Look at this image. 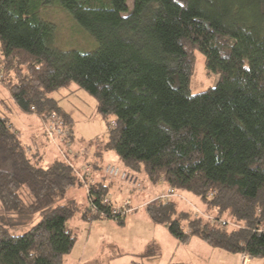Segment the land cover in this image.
<instances>
[{
	"label": "trees",
	"instance_id": "trees-1",
	"mask_svg": "<svg viewBox=\"0 0 264 264\" xmlns=\"http://www.w3.org/2000/svg\"><path fill=\"white\" fill-rule=\"evenodd\" d=\"M44 1L0 0V83L21 112L46 121L54 113L72 138L70 114L49 94L75 83L106 122L105 142L88 145L96 157L112 150L128 172L198 195L215 217L152 200L143 204L152 222L182 244L198 237L229 254L264 258V0H132L130 11L126 0H58L94 37L90 52L51 45L53 26L37 14ZM194 50L216 79L193 93ZM38 163L0 114V264H63L75 244L67 220L76 212L120 224L132 210L113 215L102 182L87 184L85 208L71 198L57 204L82 182L59 157ZM35 213L38 221L21 234L3 218ZM218 218L240 226L227 230Z\"/></svg>",
	"mask_w": 264,
	"mask_h": 264
},
{
	"label": "rangeland",
	"instance_id": "rangeland-1",
	"mask_svg": "<svg viewBox=\"0 0 264 264\" xmlns=\"http://www.w3.org/2000/svg\"><path fill=\"white\" fill-rule=\"evenodd\" d=\"M127 10L130 11L132 6V0H126ZM126 12H122V14H126ZM38 16L42 20H46L50 24H52V46L56 49L68 51V50H77L90 52L97 48V43L88 31L75 20L73 15L66 10L58 0H48L42 3L38 10ZM121 14V15H122ZM203 55L201 52L194 50V66L192 70V74L189 79V90L190 92H199L203 89L211 87L214 84L216 79L215 75H210L206 72L205 62L203 61ZM49 96H51L55 101H57V106L61 107L63 110L67 111L72 118V133L73 136L71 138L68 127H65L67 130L68 136L67 138H57L55 135L48 138V135L45 132L44 127L47 124L46 120H42L40 116L35 113H22L18 108L17 104L13 102L11 96L5 86L0 83V114L7 115L11 124L15 126V128L19 131L20 138L25 146V151L27 155L31 153H36L38 156V161L40 165L46 166L51 163V160L55 157H59L67 162L70 166H72L73 172L76 171L83 173L86 167H89L91 162H93V147L88 146L89 142L101 141L105 142L107 137L106 131V122L99 116L96 110V99L91 96L86 90L80 89L76 86L75 83L70 82L68 85L64 87H59L58 89L50 92ZM62 124H64L62 122ZM38 136L40 138V143H37V139L31 138V136ZM36 140V142H35ZM39 140V139H38ZM79 140V142H78ZM40 146L39 148L37 146ZM85 155H83V154ZM83 157V158H82ZM77 159H80L82 163L80 164ZM97 165L102 166L107 161L113 164H120V160L116 153L112 150H106L103 152V157L95 158ZM125 171L128 172L125 168L121 167ZM81 173V174H82ZM130 174H135L133 172H128ZM139 174V173H137ZM84 176V175H83ZM135 177V175H133ZM107 177V176H106ZM143 174L138 176V179L143 186ZM111 179V178H110ZM83 181L85 183L90 182L85 176L83 177ZM161 183V182H158ZM147 187H150L149 184L145 183ZM122 188V195L126 198L132 199V205H136V203H141L142 198L147 199V194L143 192L141 198H133L134 190L129 189L128 185ZM83 187V184H82ZM128 187V189H127ZM167 189H173L176 193H178L179 199H176L177 205L182 208H189L188 205L184 203H191L195 207H198L201 211L205 212L203 209V204L198 195H194L190 192H182L178 191L175 188H171L167 186ZM134 188V186H133ZM144 190V189H143ZM158 191L157 189H155ZM164 191V190H162ZM77 192H81L79 187L74 186L68 189L65 193L64 198L57 200L55 203L62 204L65 198L75 197ZM86 192V191H85ZM159 193V192H158ZM157 193V194H158ZM162 193V192H160ZM131 195V196H129ZM156 195V194H155ZM184 198V199H183ZM139 199V200H136ZM79 200V198H78ZM175 200V199H174ZM173 200V201H174ZM79 202V201H78ZM121 203V202H120ZM119 205V204H116ZM191 213L193 210L190 211ZM79 212H76L69 220L74 224V219ZM1 214V208H0ZM193 214V213H192ZM206 215H210L211 218L215 219L214 215L211 213H205ZM203 219H206L203 216H200ZM5 218V224L9 228V231L13 234H21L23 231L27 230L32 224L36 223L39 219V215L37 213L33 214L30 218L21 216L17 217L14 214H10L9 217ZM74 218V219H73ZM210 218V219H211ZM131 219V220H130ZM225 219L229 225H227V230L230 228H237L236 226H240L235 223L231 219ZM68 220V221H69ZM110 227H107L105 232V238L103 242H123L124 247L121 246V256L120 259H116L114 261L111 260L110 263L106 264H130V260L138 261L137 257L133 255H137L139 249L141 248L140 240L142 237L149 238L152 236V232L154 231V241H151V244H158L159 247H162L163 254L161 258L157 257L153 261H150L149 264H161V260L167 256H173L172 258H176L177 254H181L183 247H179L180 249L176 250V245L178 244V240L172 237L164 228L165 226L161 224H157L151 221V219L147 216L144 208H141L137 211L131 212L130 214L125 215V219H123V223H117V221L109 218ZM125 220L127 222L125 223ZM207 220V219H206ZM209 220V219H208ZM94 221V220H93ZM140 225L141 231L137 229V225ZM234 224L236 226H233ZM155 226V227H153ZM156 228V229H154ZM78 239V238H77ZM197 240V238H193ZM201 244H205L203 241ZM129 243L131 246L135 247V251L132 247H129ZM76 248L77 244L75 243ZM207 246V245H206ZM208 247V246H207ZM132 248V249H131ZM146 248V247H145ZM211 248L212 247H208ZM142 249V248H141ZM214 249V248H213ZM216 249V248H215ZM195 250V249H193ZM221 250V249H220ZM144 251V249H143ZM219 251V249L217 250ZM143 253V252H142ZM205 255V254H203ZM241 257V256H240ZM242 258V257H241ZM240 258V260H241ZM114 259V258H113ZM186 259V258H185ZM208 263H215V258L212 256L206 259ZM251 259L247 261L246 264L249 263ZM254 261V260H253ZM252 261V263H253ZM240 263V261H239ZM238 263V264H239Z\"/></svg>",
	"mask_w": 264,
	"mask_h": 264
},
{
	"label": "crops",
	"instance_id": "crops-1",
	"mask_svg": "<svg viewBox=\"0 0 264 264\" xmlns=\"http://www.w3.org/2000/svg\"><path fill=\"white\" fill-rule=\"evenodd\" d=\"M31 138L37 139V143L38 144L40 143L41 139L38 138V136L36 135L31 136ZM37 147L39 148L40 146L38 145ZM100 154L101 155L99 157L100 158L103 157V152H101ZM99 157H96L93 154L94 160L93 162H91L89 167L85 168V171H83V175L85 176V178H87L92 183L102 182L105 186H108L106 197H108L112 203L119 204L123 200H129V203L132 205V202H131L132 199L126 198L125 196L121 194L123 191L122 188L125 187L123 185H128L129 187V189L127 187L128 190L130 189L134 190V193H132L134 195L133 196L129 195L133 198L135 197L141 198V195L143 194V192L147 194V199L142 198L143 200H141V203H136V204H140V206L132 209L130 213L143 208L144 203L151 201L152 198L155 197L158 192L160 193L162 192V190H166L168 188L167 185L164 184L163 182L156 183L155 185L149 184L144 180V178H143L144 184L142 186L138 179V176L140 174H133L135 175L136 183L138 184V186L134 185V188L131 184H128L126 182L115 180L112 178L110 179L108 176L106 177V175H104V172H103L104 167L109 162L107 161L104 165L99 166L97 165L96 160H95V158L97 159ZM77 161H79L80 164L82 163L80 159H77ZM109 164H113V163H109ZM114 165L119 166V168L122 169L121 168L122 166L120 164L119 165L114 164ZM145 183L149 184L150 187H147ZM77 187H79L81 192H77L75 197H69V198L76 199L77 201H79L78 203L81 205V207L85 208L86 203H87L85 187H82V185L77 186ZM155 189H157L158 191H156ZM136 200H139V199H136ZM187 205L190 207L189 209H192L188 203ZM124 219H125V216H124ZM73 221H74V224H72V222L69 220L67 223V226L72 232H74L75 234L74 242L78 246L76 248V245L74 244L73 248L68 253H66V255L63 256V259H62L63 264H106L107 262L110 263L111 260L114 261L116 259H120L119 256H121V252H122L120 248L121 246L124 247V241L123 242L110 241L109 243L103 242L105 238L104 237L105 234L102 232H105L107 227H110L111 225L110 220L103 218V219H98L94 221H91V220L86 221L81 217V213H78ZM126 222L127 220H125V223ZM137 226H138L137 229L141 231L140 225L138 224ZM154 236H155V233L153 231L152 236L150 235L149 238L142 237V239L140 240L142 249L141 248L139 249L137 255H133L134 257L138 258L137 260H140L145 264H149L150 261H153L155 258L157 257L161 258L163 254L162 247H159L158 244H155V243L150 245L151 241H154L153 239ZM193 238H196V237H193ZM193 238L189 239L186 244H182L178 241L177 242L178 244L176 245V250L180 249L179 247H183L184 250H182V253L181 254L178 253L176 258L174 259L172 258L173 256H170V255L165 257L164 259L161 260V264H168L170 262H176V261H179L182 264H238L239 263L241 254H234V253L229 254L223 250L217 251L218 249H215V248L211 249V248H208L209 247L208 245L207 247L206 244H201L202 242L200 241L202 240L196 241V239H193ZM197 239L199 238L197 237ZM129 247H132L130 243H129ZM132 248L135 251V247L133 246ZM211 256L215 258V263L207 262L206 259H208ZM250 259L251 261L249 263L251 264H264V258L253 257ZM131 261H133V259L129 261L130 264H132Z\"/></svg>",
	"mask_w": 264,
	"mask_h": 264
},
{
	"label": "built area",
	"instance_id": "built-area-1",
	"mask_svg": "<svg viewBox=\"0 0 264 264\" xmlns=\"http://www.w3.org/2000/svg\"><path fill=\"white\" fill-rule=\"evenodd\" d=\"M46 123L47 124L45 125L44 130H45V132H47L46 134L48 135V138H50V135L51 136L55 135L60 140H61V138L62 139L67 138L68 133L64 127V124H62V122L58 119V117L54 113L49 115V118L47 119ZM103 172H104V175L108 176L109 178L126 182L128 184H131L132 186H134V185L138 186V184L136 183V177H134L132 174L128 173L124 169H120L119 166L107 163L103 169ZM75 174L80 179V181L82 182L83 187H85L86 193H88V187H87L88 183H85L83 181V177H84L83 173L81 174V173L76 171ZM179 196L180 195L178 193H176L173 189H166V190L162 191V193H159L155 197H153L152 200H174V199H179ZM102 202L108 204L109 199L107 197H105L102 199ZM188 204L191 206V208L193 210V212H192L193 215L203 216L206 219H209L212 221L214 220L213 218H211L210 215H208V214L206 215L205 212L201 211L198 207H195L193 204H191L189 202H188ZM138 206H140V204H136V205L132 206L129 203V200H123V201H121V203H119V205H112L111 206V213L113 215L126 214L131 209L138 207ZM89 209L91 212H96V209L94 208V206L91 203H89ZM215 221L218 225H221L224 228H226L227 225H229V223L223 218H218V220H215ZM231 225L236 226L234 224H231ZM236 227H238V226H236ZM241 257L242 258H241L239 264H246L247 261L251 258L245 254H242Z\"/></svg>",
	"mask_w": 264,
	"mask_h": 264
}]
</instances>
